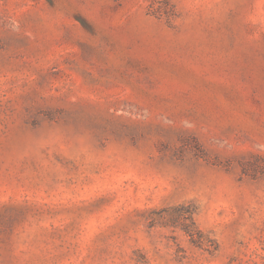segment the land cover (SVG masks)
<instances>
[{
    "label": "rangeland",
    "instance_id": "374dc122",
    "mask_svg": "<svg viewBox=\"0 0 264 264\" xmlns=\"http://www.w3.org/2000/svg\"><path fill=\"white\" fill-rule=\"evenodd\" d=\"M0 264H264V0H0Z\"/></svg>",
    "mask_w": 264,
    "mask_h": 264
}]
</instances>
